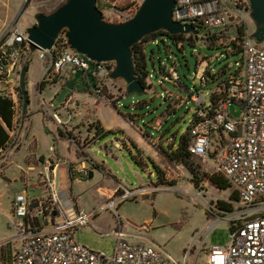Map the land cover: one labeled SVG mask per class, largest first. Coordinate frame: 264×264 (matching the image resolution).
<instances>
[{"label":"rangeland","instance_id":"374dc122","mask_svg":"<svg viewBox=\"0 0 264 264\" xmlns=\"http://www.w3.org/2000/svg\"><path fill=\"white\" fill-rule=\"evenodd\" d=\"M65 2L66 0H0V23L6 18L8 21L12 20L11 25H18L22 31H26L36 25L38 14L49 15ZM142 2L143 0H96V7L105 22L123 23L134 16ZM222 6L227 12L230 21L228 27L233 31L232 34L230 29L208 38H202L200 33L197 41H191L192 45L187 41L176 44L165 36H158L145 45L147 83L150 88L143 95H127L126 84L122 80L113 81L108 78L102 90L105 100L101 101L93 90L91 93L86 92L84 86L77 82L80 75H77L76 80L73 78L70 81V74L48 78L44 75L48 59L42 63L37 58V51L27 52L23 56L21 68H27L25 91L29 103L26 111L28 117L25 121L26 117L22 118L21 98L19 109L14 114L12 131L9 132L10 141L3 155L10 152L12 155L13 151L16 152L25 144V150L36 145L38 154L50 156L53 154V136L57 138L60 131L62 137H58L60 139H56V143L61 157L54 155L60 162L55 173L57 190L67 194L71 192L72 196L78 197L79 208L87 213L105 204L113 196H120V190L115 192L117 186L130 191L146 188L142 196L126 199L119 205L120 228L116 227L113 214L103 211L88 226L75 233L73 239L76 244L109 256L115 245V237L111 234L113 231L137 232L136 228L146 226L147 232L141 234L176 260H181L182 251L192 244L195 232H209L205 249L226 246L227 224L221 222L210 230L213 226L209 223L224 216L223 212L216 209V203L223 201L233 204L229 197L235 190L231 187L226 191H219L199 181L194 184L188 171L167 157L170 151L167 150L168 147L175 149L192 123L196 109L188 99L189 94L197 91L209 104L213 91L240 70L241 55L230 53V45L233 43L231 36H235L239 28H243L246 36L247 24L253 33L255 31L246 0H227ZM6 29L7 27L2 28L0 35ZM171 67H175L180 81L173 82L167 76ZM202 77L207 80L206 84H201ZM42 81L40 91L38 84ZM229 114L237 119L240 117V110L232 105ZM97 117L104 127L114 131L102 137H94L93 127L98 122ZM45 126L50 129L49 134L44 132ZM27 129H30L28 135ZM121 130L146 155L141 153L137 158L136 150L122 137ZM24 153V150L21 151L13 159L9 156L0 164V167H4L7 162L10 163L5 172L6 179L0 176V243H4L0 245V253L5 264L11 263V255L17 244L11 240L17 229L12 226L9 203L21 186L13 181L18 178L24 183L30 180L27 183L29 195H39L37 171L31 172L29 176L24 173L19 176L18 166L22 165ZM135 158L142 165H138ZM147 158L159 169L162 177L174 186L156 188V174L145 160ZM25 160L37 165L33 156L26 157ZM95 162L97 168L93 166L96 165ZM81 163L88 167V172L93 175L92 179H74L69 182L68 168L74 169ZM193 163L201 173H215L210 161L193 156ZM205 253L206 251L201 253L196 264L205 263Z\"/></svg>","mask_w":264,"mask_h":264},{"label":"built area","instance_id":"2783aa9c","mask_svg":"<svg viewBox=\"0 0 264 264\" xmlns=\"http://www.w3.org/2000/svg\"><path fill=\"white\" fill-rule=\"evenodd\" d=\"M226 1L174 0L172 21L191 26L197 35L201 31L202 38L224 32L230 29L222 6ZM246 4L249 6L247 0ZM236 33L231 36L233 42ZM239 45L240 70L213 91L210 103L197 91L188 97L196 109L188 129L189 153L210 161L215 173L238 196L233 210L211 223L210 230L221 222L227 224L226 246L205 249L209 232H195L192 244L182 251L181 260H176L141 234L147 232L146 226L136 228L137 232L113 231L115 245L109 256L76 244L75 233L103 211L111 212L116 227L120 228L119 205L126 199L142 196L146 188L130 191L117 186L115 192L120 190V196H113L88 213L77 210L69 195L57 190L55 173L60 162L52 156L41 162L39 195L30 196L29 187L24 186L11 201L12 226L17 229L11 240L18 245L10 264H196L203 251H206L204 264H264V43L255 42L247 34ZM27 52L31 53L26 31L18 25L7 27L0 35V100L9 101L14 114L20 106L19 73ZM36 53L42 63L48 59L45 76L63 77L81 72L91 77L95 95L105 100L102 90L109 72L114 70L113 62L89 61L69 48L64 34L58 36L50 51ZM167 76L173 82L180 81L175 67L170 68ZM206 83L202 77L201 84ZM232 105L240 110L237 119L229 114ZM74 172L82 178L89 173L84 163Z\"/></svg>","mask_w":264,"mask_h":264},{"label":"water","instance_id":"95a60500","mask_svg":"<svg viewBox=\"0 0 264 264\" xmlns=\"http://www.w3.org/2000/svg\"><path fill=\"white\" fill-rule=\"evenodd\" d=\"M250 18L255 25L252 38L264 43V0H247ZM174 0H143L134 16L123 23H107L96 7V0H67L49 15L38 14L36 25L26 29L28 50L50 51L59 35L64 34L67 45L77 54L96 63L113 62L111 80H122L127 95H143L146 90L137 81L131 48L144 37L157 32L170 36L197 37L191 26L172 21ZM26 66L19 73V91L22 98V118L26 117L28 97L25 91ZM93 177L89 174L88 180ZM55 216V213H53Z\"/></svg>","mask_w":264,"mask_h":264},{"label":"trees","instance_id":"16d2710c","mask_svg":"<svg viewBox=\"0 0 264 264\" xmlns=\"http://www.w3.org/2000/svg\"><path fill=\"white\" fill-rule=\"evenodd\" d=\"M200 33H201V31H198V35ZM236 34H237L236 41H234L230 45L231 46V52L230 53L232 55H235V54L241 55L242 49H241L239 43L242 41V38L244 37L243 28L237 29ZM252 35H253V33L250 35L251 38H252ZM158 36H165V37L173 40V42L176 44L187 41L188 44L192 45L191 44L192 40L197 41V37H195L192 34L170 36L167 33L160 31V32H157V33H154V34H151L149 36L144 37L139 43L134 45L131 48V53H132V57H133L135 77H136L137 81L141 83V85L144 87L145 90L150 88V85L147 83L148 73L146 70L144 47L146 44L151 43ZM205 38H208V37H205ZM83 75L84 76L80 77L77 82L81 83L84 86V90L86 92L91 93L92 92V86H93V80L88 75H85V74H83ZM85 81H86V83H85ZM42 84H43V81L38 84V89L40 91L42 90L41 89ZM13 118H14V111H13L12 104L6 100H0V152L4 151L9 144V141H10L9 132L12 131V128H13ZM42 122L44 123L43 118H42ZM93 130H94V137H102L106 134L112 133V131H104V129L100 126V123H98V122H96V124L94 125ZM44 132L46 134H49L48 130L45 127H44ZM57 135H58V137H62V133L60 131H58ZM52 140H53V146L55 147L56 146V138L53 137ZM189 143H190V138H189V134H188V130H187V132L179 139L178 145L175 149H173V147L170 148V146L168 147L167 150L170 149L169 153H167L168 159L171 162H174L178 165L183 166L188 171V173L192 176L194 184H196L198 181L199 182H205L209 186H211L212 188L219 190V191H226L229 188H231L230 185L227 183V181L220 174L214 173V174L208 175V174H204V173L200 172L199 167H197L193 163V156L188 151ZM131 148H134L136 150L137 158H139V156H141L140 155L141 152L133 144H131ZM41 159L42 158H40V160ZM134 160L138 165H142L140 162L136 161V158ZM145 160L147 162H149V164L151 165V167L155 171L156 180H157L156 181V188L174 186L167 179L162 177L161 172L153 164V162L150 161V159L147 158ZM93 166L95 168H97V165L93 164ZM67 174H68L69 182H72L74 179L86 180L88 178V176L82 178L80 175L75 173L71 167L68 168ZM89 174H90V172H89ZM68 195L71 198V200L74 201L73 203H74V206L76 207V209L79 210L80 208H79V205L77 202L78 197L72 196L71 192H69ZM229 200L231 202H234V203H236L238 201V196H237V193L235 191L233 193H231ZM216 209L220 212H223V213H229L233 210V204L223 202V201H217ZM154 214H155V212H154ZM205 216L208 219V215L206 213H205ZM0 260L2 261V264H5V259L2 255V253H0Z\"/></svg>","mask_w":264,"mask_h":264},{"label":"crops","instance_id":"0c3cea01","mask_svg":"<svg viewBox=\"0 0 264 264\" xmlns=\"http://www.w3.org/2000/svg\"><path fill=\"white\" fill-rule=\"evenodd\" d=\"M12 20H10V21H8V19L6 20V18H5V20H3V21H1V23H0V30L2 29V28H5V27H9L10 25H11V22ZM249 25L247 24V34H249V35H251L252 33H253V30L252 29H250V27H248ZM255 26V25H254ZM250 30V31H249ZM77 75H80V77H82V76H84L83 75V73H81V72H77V73H74V74H72L71 75V77L70 78H68V81H70V80H72L73 78H74V80H76V77H77ZM79 80V79H78ZM85 83H86V81H85ZM28 117V116H27ZM27 117L24 119V121L27 119ZM13 120H14V118H13ZM24 121H23V125H24ZM97 121H98V123H100L101 125L100 126H102V128L104 129V131H114V130H110V128L108 127V128H106V127H104V125H103V123L98 119V117H97ZM43 123V122H42ZM46 127V126H45ZM47 128V127H46ZM48 129V131H50V129L49 128H47ZM29 132H30V129H27L26 130V133H27V135L29 134ZM121 133H122V137L123 138H126L125 140H128V144H129V146L131 147V144H133L141 153H143L144 155H146L145 154V152H144V150L143 149H141L140 147H139V145L138 144H136L135 142H133V140L128 136V135H126V133L123 131V130H121ZM48 136H50V135H48ZM57 136V135H56ZM54 137V136H53ZM56 139H60V138H56ZM53 142V141H52ZM35 144H36V142H35ZM128 146V147H129ZM127 147V148H128ZM51 148H52V152H53V154L52 155H50V156H44V155H41V154H38L37 153V150H36V145H35V147L34 148H32V149H28V150H25L26 149V146H25V144L24 145H22L21 146V148H19V150H17L16 152H14L13 150V154L11 155V152H10V154H7V155H3V151L2 152H0V164L1 163H3V162H5L8 158H9V156L10 157H12V158H10V159H13V157H15L17 154H19L21 151H23L24 150V155L22 156V158H21V160H22V165L20 166H18V168H19V176L21 175V174H26V176H29V174H32L31 172H34V171H37V173H39V172H42L43 171V168H42V166H41V162L43 161V158L45 157V158H48V157H52V156H54L55 154H57L59 157H61L60 155H59V153H58V148H57V143H56V147H54V146H51ZM29 156H33V159L37 162V165H34L32 162H29V163H27L26 162V157H29ZM39 158H42L40 161H39ZM40 163V164H39ZM10 163L9 162H7L6 164H5V166L4 167H0V176L2 175V177L4 178V179H6L5 178V172L8 170V165H9ZM95 164L97 165V163L95 162ZM97 167H98V165H97ZM76 169H77V166L76 167H74V169H72L73 171H76ZM29 179H31V181L33 180L34 181V179H32V178H30L29 177ZM30 182V180H28L27 182H22L19 178H18V180H14L13 181V183H18L19 184V186H21V189H20V191H18V192H16V194H18V193H20L21 192V190H22V188L24 187V186H27L28 184L27 183H29ZM158 189V188H157ZM15 194V195H16ZM9 205L11 206V202L9 203ZM8 218H9V220L11 219V217H10V215H8ZM209 221V220H208ZM210 225H211V223H209ZM13 238V237H12ZM3 242H6V241H3ZM18 244H16V246H17Z\"/></svg>","mask_w":264,"mask_h":264},{"label":"bare ground","instance_id":"6f19581e","mask_svg":"<svg viewBox=\"0 0 264 264\" xmlns=\"http://www.w3.org/2000/svg\"><path fill=\"white\" fill-rule=\"evenodd\" d=\"M40 164V163H39Z\"/></svg>","mask_w":264,"mask_h":264}]
</instances>
